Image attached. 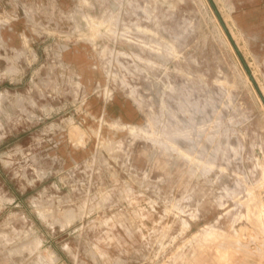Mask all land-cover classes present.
Returning a JSON list of instances; mask_svg holds the SVG:
<instances>
[{"label":"rangeland","instance_id":"rangeland-1","mask_svg":"<svg viewBox=\"0 0 264 264\" xmlns=\"http://www.w3.org/2000/svg\"><path fill=\"white\" fill-rule=\"evenodd\" d=\"M216 263L264 264V0H0V264Z\"/></svg>","mask_w":264,"mask_h":264},{"label":"bare ground","instance_id":"bare-ground-1","mask_svg":"<svg viewBox=\"0 0 264 264\" xmlns=\"http://www.w3.org/2000/svg\"><path fill=\"white\" fill-rule=\"evenodd\" d=\"M85 75H86V72H84V75L80 77L83 81H84ZM203 106L204 105L200 104L199 102L192 101L188 95L183 96L178 101V109H179V111L190 115L188 120L186 122H180L179 120H177L175 113L173 111H170L169 112L170 124L168 125V127L164 126V128H163V137L161 139H159V138L149 134V135H147V138L149 140H151L152 142H154V143H156L158 145H162L165 149L171 150V151L176 149L175 143L173 142V140L175 138H178V139H181V140H195L197 137L201 136V130H200V126H198L197 123L195 122V120L193 118V114H200L202 112L203 108H204ZM215 122H216L215 123L216 124V130L213 133V135L210 137V138H212L213 141L215 140V138L219 134L222 133L220 131L221 130V125H222V122H221L220 118H217ZM138 131H142V129H139ZM192 132H195V135H194L195 137L194 138L191 135ZM101 133H102V128L100 130V135H101ZM197 147H198L199 154L202 156V158H205L206 157V152L204 151V149L198 143H197ZM220 150H221V144L217 141L216 145L214 146L212 157L215 158L217 153ZM207 167L208 166L206 164H203L201 166L202 172H204ZM245 228H247V227H245Z\"/></svg>","mask_w":264,"mask_h":264}]
</instances>
